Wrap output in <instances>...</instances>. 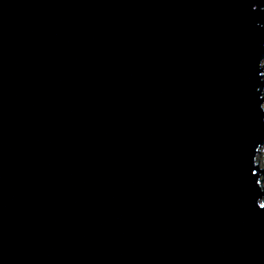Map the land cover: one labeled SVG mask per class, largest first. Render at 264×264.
<instances>
[{
  "label": "water",
  "instance_id": "water-1",
  "mask_svg": "<svg viewBox=\"0 0 264 264\" xmlns=\"http://www.w3.org/2000/svg\"><path fill=\"white\" fill-rule=\"evenodd\" d=\"M264 0H0V264H264Z\"/></svg>",
  "mask_w": 264,
  "mask_h": 264
},
{
  "label": "built area",
  "instance_id": "built-area-1",
  "mask_svg": "<svg viewBox=\"0 0 264 264\" xmlns=\"http://www.w3.org/2000/svg\"><path fill=\"white\" fill-rule=\"evenodd\" d=\"M263 105H264V103H263ZM262 147L264 148V145Z\"/></svg>",
  "mask_w": 264,
  "mask_h": 264
}]
</instances>
